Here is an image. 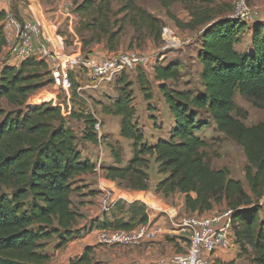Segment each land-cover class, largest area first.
<instances>
[{
	"label": "trees",
	"instance_id": "obj_1",
	"mask_svg": "<svg viewBox=\"0 0 264 264\" xmlns=\"http://www.w3.org/2000/svg\"><path fill=\"white\" fill-rule=\"evenodd\" d=\"M135 1L120 0V7L113 11L110 0H71L75 12L85 17L78 29L95 34L96 42L102 37L108 50L116 48L125 20L135 31L141 28L154 41L160 39L162 20ZM155 1L168 14L172 4L181 3L191 16L184 23L171 16L181 27L203 25L196 53L201 65L199 88L168 86L167 80L180 76L178 61L154 64L153 78L160 82L158 88L172 124L167 138L149 143L134 120L136 109L128 89L131 83L120 80L111 108L102 110L121 117L119 134L131 141L132 155L121 165V156L107 144L113 160L99 168L118 187L137 192L150 190L152 169L159 176L153 192L163 197L183 194L185 210L190 214L225 206L231 210L233 236L240 251L250 248L252 263L264 264V225L257 204L264 197V122L246 125L242 121L245 112L234 102L236 93L259 107L264 102V25L254 22L248 43L238 49L248 28L245 21L211 16L207 7L197 5L208 0ZM12 13L18 17L13 8ZM120 13L124 14L117 17ZM4 14L0 11V52L6 44L1 24ZM136 76L140 87L145 88L148 81L143 73ZM47 83H51L47 65L33 57L0 69V103L8 106H0V264L49 262V245L60 248L77 232L72 229L79 217L72 208L71 195L78 189L74 184L80 176L96 171L95 163L83 158L78 149V140L102 143L90 113L72 109L68 115L85 123L86 130L78 138L66 123L68 116H63L52 100L24 107ZM71 92L74 104L83 105L74 84ZM47 94L41 99L52 97ZM209 122L242 148L249 192L230 177L227 168H213L206 158L207 142L199 134ZM108 213L111 220L103 221L102 229L130 230L148 221L146 205L140 200L128 203L120 199ZM90 250L87 247L70 264H90Z\"/></svg>",
	"mask_w": 264,
	"mask_h": 264
},
{
	"label": "rangeland",
	"instance_id": "obj_2",
	"mask_svg": "<svg viewBox=\"0 0 264 264\" xmlns=\"http://www.w3.org/2000/svg\"><path fill=\"white\" fill-rule=\"evenodd\" d=\"M18 1H23L29 6V0H10L11 6L13 7ZM31 1L37 6L35 11L40 13L47 27L52 26L51 29H53L54 26L57 27L56 33L63 37V50L66 53H79L92 61H101L127 51L147 53L151 56L150 62L145 66H142V68H139L142 71H138V69L126 71L117 75L109 82L102 81L95 84L90 81V83L86 74L81 69L75 68L72 71L71 79L74 84L76 97L83 102V105L80 103L79 105H81V107H79V105L77 106L74 104L73 93L70 92V99L68 104L66 103V106H70L71 110L74 109L76 113L84 111L85 113L88 112L91 114L93 111L101 121L100 138L103 139L102 143L93 144L78 140V149L83 158L89 159L91 162L95 163L96 171H98L100 166L112 163L113 159L110 156L107 144L112 145L118 155L121 156V165H124L132 155L131 141L122 138L119 134L121 117L111 113L106 114L102 110V107L105 106L111 108L112 101L118 95V84H120V80L125 82L130 81L131 83V86L128 89L132 93V104L136 109L134 120L144 134L145 141L150 143L157 138H167L169 127L172 124L171 115L163 101L162 94L159 91L158 85L160 82L153 78V66L155 63L165 64L170 61H178L180 63V76L175 81L167 80L166 83L168 86L177 89L199 88L198 73L201 70V65L196 57V53L203 25L194 27L193 29H186L174 22L171 16L178 19L180 23L187 22L191 19L189 12L179 2L174 3L169 7L170 14H168L155 0H136L135 2L137 5L160 18L163 22V26H168L173 32H175L177 36V46L163 49L164 44L162 43L161 38L158 41H154L152 37L145 34L141 28L135 31L128 20H125L123 30L118 36V44L116 48L114 50H108L105 46V42L102 41V37L100 42H96L95 34L86 30L80 31L78 29L80 22L83 21L85 17L75 12L71 0ZM233 3L234 0H208L198 2L197 5L200 7H207L210 10V15L217 17L229 16L231 14ZM58 5L62 6L63 12L60 15V19L56 20L55 18H52L54 14L51 12L56 10L54 7ZM248 6L253 17L246 22L248 28L243 32L241 43L243 48L237 46L238 49L239 47L244 49L248 43L251 27L254 25V22H259L264 25V0H250ZM110 7L113 11H116L120 7V0H110ZM10 13L12 12L10 11ZM123 14L124 13H120L117 17H120ZM90 38H93L92 41H90ZM82 39H86L87 42L84 43ZM7 57L15 60L8 54L7 50L6 52H0V66ZM17 62V65H19L20 61ZM17 65L15 64L12 66ZM138 72H142L144 79L148 81L143 89L137 81L136 75ZM47 93L52 94V97H50L51 99L42 100V96L44 94L48 95ZM54 98L56 100H62L66 99V95L61 89H56L52 83H47L30 97L24 107L33 106L35 102L38 101L43 102L53 100ZM234 102L237 107L245 112L242 121L246 125L264 122V102L260 103V107L256 106L249 100L241 97L238 93L235 94ZM0 106L8 108L5 103H0ZM66 123L74 130L75 135L78 138L86 130L85 123L82 119H74L68 116L66 117ZM199 135L207 142V146L204 147V152L211 166L216 169L223 167L227 168L230 177L239 180L242 183L243 188L249 192L248 185L244 178V167L247 164V161L242 148L235 141L225 137L222 133L217 132L213 122H209L207 126L203 127ZM152 162L153 161L151 160L150 164H152ZM158 178L159 176L154 174L151 169L150 188L155 185ZM74 185L77 186L78 189H81L80 182H76ZM114 191L116 196H125V198L122 197L125 201L140 200L144 204L149 205V210L152 209L160 214L163 213L161 212L162 210L170 211V207L167 204L172 203L176 206L180 201V196L173 195L164 198L161 195H156L153 191H147L143 193L150 197L151 201L147 200L148 202L145 203V201L142 200V196L138 195V193L132 194L118 189H114ZM257 204L260 207L259 219L264 225V197H262ZM222 211H224L223 207L217 206V212ZM162 215H165V213ZM184 215L193 214L187 213L181 208L180 211H177V216L174 219L178 220ZM231 234L233 235L232 232ZM233 239L235 238L233 237ZM184 241L185 237L182 233V237L179 239V242H177V245H184ZM53 247L54 245L50 244L48 248ZM180 249L182 250V248ZM47 254L51 255L50 249H47ZM51 258L52 255L50 260ZM247 260L251 261V258L249 257Z\"/></svg>",
	"mask_w": 264,
	"mask_h": 264
},
{
	"label": "built area",
	"instance_id": "obj_3",
	"mask_svg": "<svg viewBox=\"0 0 264 264\" xmlns=\"http://www.w3.org/2000/svg\"><path fill=\"white\" fill-rule=\"evenodd\" d=\"M32 2L29 0L31 19L24 20L13 13L5 12L1 22L6 41L4 47L17 61L33 57L47 65L52 85L66 95V99L52 100V105L60 107L63 116H68L71 112L66 103L69 102L73 87L70 74L75 68L81 69L89 82L98 84L102 81L109 82L123 72L142 68L150 62L149 54L136 51L119 53L101 61H92L79 53H66L63 50L64 39L56 33L57 27H47L40 13L35 11L37 6ZM228 17L245 22L251 20L253 16L248 1L234 0ZM160 38L164 44L163 49L177 46V36L168 26H162ZM91 114L94 118L93 129L100 139L101 121L93 111ZM120 199L122 196H116L113 189L104 187L100 192L99 208L107 213ZM222 207V212L213 210L200 215L194 213L178 219L177 224L185 237V248L184 251L174 254L171 260L173 264H215L212 255L219 249L233 246L231 210ZM163 211L168 213L167 210ZM176 216L177 212L174 211L171 217ZM158 232L159 229L143 224L130 230L100 229L99 238L107 245L138 247L155 239Z\"/></svg>",
	"mask_w": 264,
	"mask_h": 264
},
{
	"label": "crops",
	"instance_id": "obj_4",
	"mask_svg": "<svg viewBox=\"0 0 264 264\" xmlns=\"http://www.w3.org/2000/svg\"><path fill=\"white\" fill-rule=\"evenodd\" d=\"M12 8L16 10L19 18L24 20L31 18L30 8L25 2L18 1L12 7L10 0H0V11L12 12ZM54 8H56V10L51 12L54 14L52 18L58 20L60 19L63 9L61 5ZM1 52H6L5 47H3ZM17 63L16 60L7 57L4 62L1 63L0 69L5 65H17ZM109 164L111 163H107V165ZM78 182H80L81 189H77V191L73 192L71 195L72 208L79 214V217L72 227V229L77 232H75L73 238L62 247L50 248L52 258L46 264H70V262L80 256L87 247L91 249L89 252L91 258L90 264H173L171 260L174 254L184 251L185 245H177V242H179V239L182 237V230L177 224L178 220L171 217L174 211H180L181 208L186 212L183 194L175 192L168 196H180V201L176 206L172 203L167 204L170 207V211H168V213H165L163 210L161 211L163 212L162 214L165 213V215L155 212L152 209L149 210V205L145 204L148 215L146 225L159 229L155 239L147 241L138 247L107 245L102 243L99 238L103 221L107 222L111 220L109 213H104L99 208L101 190L104 187H109L113 190H123L132 194L138 193L145 202L151 201V199L143 192L131 191L118 187L115 181L103 176L101 169L92 174L80 176V181ZM153 188L154 185L148 191H153ZM131 201L127 202L129 203ZM213 210H217V206H214L210 211ZM233 240L234 244L232 247L228 249H219L212 255L215 264H253L252 261L247 260V258L250 257L252 259L253 257L251 249L247 248L245 252H241L235 239ZM180 248H182V250Z\"/></svg>",
	"mask_w": 264,
	"mask_h": 264
},
{
	"label": "bare ground",
	"instance_id": "obj_5",
	"mask_svg": "<svg viewBox=\"0 0 264 264\" xmlns=\"http://www.w3.org/2000/svg\"><path fill=\"white\" fill-rule=\"evenodd\" d=\"M51 99V98H50ZM123 198H125V196H122Z\"/></svg>",
	"mask_w": 264,
	"mask_h": 264
}]
</instances>
